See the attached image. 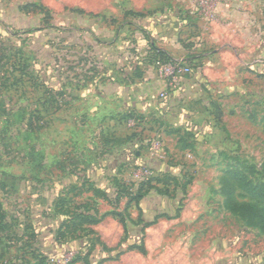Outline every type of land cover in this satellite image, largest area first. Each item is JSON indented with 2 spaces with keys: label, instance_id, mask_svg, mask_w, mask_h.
<instances>
[{
  "label": "rangeland",
  "instance_id": "1",
  "mask_svg": "<svg viewBox=\"0 0 264 264\" xmlns=\"http://www.w3.org/2000/svg\"><path fill=\"white\" fill-rule=\"evenodd\" d=\"M132 2L0 0V264H70L76 258L109 264L126 249L123 224L112 213L126 218L129 189L168 170L181 179L171 198L177 192L186 197L183 221L166 234L173 223L155 229L151 254H131L128 264H264V226L231 211L221 195L230 171L243 170L253 184H264V0H193L192 14L181 17L182 25L200 16L217 21L226 6L223 14L233 20L248 64L237 79L226 78L222 92L191 86V97L207 103L210 96V139L184 135L178 119H164L165 111L129 120L121 104L103 101L126 86L132 93L141 80L132 83L142 74L132 70L125 77L124 67L161 61L138 53L135 22L141 20L127 15ZM176 63L191 65L192 79L202 77V63ZM112 79L120 86L108 90ZM190 95H178L187 110L194 106ZM164 131L176 133L160 135ZM145 171L150 175L141 176ZM235 198L256 202L239 190ZM163 200V207L145 212L147 218L176 201ZM80 213L100 222L79 226Z\"/></svg>",
  "mask_w": 264,
  "mask_h": 264
},
{
  "label": "crops",
  "instance_id": "2",
  "mask_svg": "<svg viewBox=\"0 0 264 264\" xmlns=\"http://www.w3.org/2000/svg\"><path fill=\"white\" fill-rule=\"evenodd\" d=\"M148 3L152 4V9H150ZM191 5L193 6V0H133L129 11H127L129 13L127 15L141 20L136 19L135 22L137 28L136 35L138 37H136L134 43L139 51L138 53L151 55L154 58V56H157L161 52L173 62L181 63L192 59L195 62L202 63L200 71L203 69L204 75L201 72L202 77L195 75L193 79L191 78L192 74L165 79L160 75L157 65L128 66L122 69V73L126 74L125 77H128L129 75L127 74L131 73L132 70H136L142 74L138 78L137 76H133L132 83L139 78L141 80L135 82L136 87L132 86V93L131 88L126 86V91H124L125 89L118 91V94L112 92L109 93L108 98L105 99L104 96L102 98L108 104H113V102L121 104L122 108L125 109L123 113L128 115L141 114L144 117L150 115L158 118L165 111V114L163 113L164 119H178L180 122L176 127L182 128L183 134L187 131V133L195 134L198 138L204 136V139H210L215 135L214 128L211 127L214 118L211 100H209L210 96L205 93L209 102H202L199 100L200 98L191 97V90L200 87V91L209 89L213 92L211 89L213 87L221 89L222 92L227 87L226 78L233 76L234 79H237V73L242 72L244 66L248 64L242 59L243 51L237 42V38L240 35L233 24H231L233 20L231 18L227 19L223 14L222 10L226 6L222 5V9H219L220 15L219 11L217 12V21L213 20L214 17L200 16L198 19L195 18L196 23L193 20L189 21L187 19V21H183L185 25H182L181 17L186 14L188 16L192 14ZM225 19H227L226 22ZM188 31H190L189 34ZM184 35L186 36L185 41ZM113 82L114 80L112 79L110 84H108L110 85L108 86V90H110L109 87L115 89V86H120L119 82L112 84ZM180 92L190 95V97H187L188 99H193L188 102L194 105L191 107V110H187L188 105L186 100L183 107V102H180L181 99L178 96ZM156 93H159V95L156 96ZM200 105L206 106L201 108ZM221 108L224 111V107L221 106ZM172 114L174 116H170ZM182 121L186 122V124L181 125ZM204 126H206L205 129L202 128ZM172 134H175V132L164 131L160 135L173 137ZM178 147L176 142V148L181 151L180 147ZM164 173L176 175L170 170ZM167 198L171 202L176 201L172 202L170 208L164 212H160L161 209H159L158 214L155 213V217H146L145 212L148 213V210L153 207L155 209L163 207V199ZM185 198V196H180L178 192L177 198L172 199L167 196L163 197L157 194L156 191H151L139 202L132 203L127 210L129 215L126 214V227L122 225L123 234L125 233L122 244L126 245V249L117 254L113 260L109 261V264H128L127 258L131 254H137L140 257L149 256L151 254L148 245L150 234L155 229L162 228L168 222L173 224L171 227L167 225V229L163 233L166 234L170 230L171 232L175 231L178 223H181L179 221H183V199ZM149 200L154 201V204L148 208L147 202ZM128 203L129 200H127V205ZM133 210L137 211V218L132 215ZM110 221L114 222L112 219ZM117 227V225L114 226L115 229ZM104 244L109 247L106 243Z\"/></svg>",
  "mask_w": 264,
  "mask_h": 264
},
{
  "label": "trees",
  "instance_id": "3",
  "mask_svg": "<svg viewBox=\"0 0 264 264\" xmlns=\"http://www.w3.org/2000/svg\"><path fill=\"white\" fill-rule=\"evenodd\" d=\"M34 7V6H33ZM32 8V6H26L24 9L29 10ZM129 14V13H127ZM140 16V15H136ZM154 58H159L161 61H169L171 60L168 56H165L163 53H158L157 56ZM172 61V60H171ZM194 61V60H193ZM192 59L188 60V64L193 63ZM191 68V65H190ZM192 69V68H191ZM218 105V109H219ZM217 107V106H216ZM221 112H223L221 106H220ZM219 113V111H218ZM128 115V114H126ZM130 118H133L132 116H129ZM216 120L219 121V117H216ZM186 133L184 135L187 136H193L195 134L193 133ZM176 133V132H175ZM195 146V144H194ZM190 147V146H188ZM187 146L183 147V150L188 149ZM194 149V148H193ZM227 178L224 179L223 184H225L226 187V192H223L221 195L226 199L227 204L229 206V209L231 211H234L239 213L241 217H252V221H255V218H258L260 220V225L264 226V184L263 185H255L253 184L252 181L248 180V177L245 175V172L243 170H235V171H230L227 173ZM180 177L176 175H172L171 173H162L159 176H155L152 178H149L148 180L141 182L135 186L133 190L129 189V203L126 206V211L129 209V206L134 203V202H139L141 199H143L147 194H149L151 191H157L160 194L163 193V195H166L167 197H174L173 196V191L171 190V187L174 186V189L181 184ZM162 186V187H161ZM176 186V187H175ZM183 188V186H182ZM185 188V187H184ZM239 190L243 192L244 194L248 195L251 199H254L256 202L255 203H238L236 198H235V193L236 191ZM113 216L117 217L120 219L122 222L123 226L126 227V218L123 216V213H112ZM80 217L81 225H95L100 222L98 220V217L95 216L94 214H79L78 219ZM69 226L66 227V230H68ZM67 231H60V236L65 237ZM92 234H95L92 232ZM102 243H100L101 245ZM102 246H104L102 244ZM82 258H76L75 261H73L70 264H75L79 261H81ZM90 260H86L85 262L89 264ZM39 264H45V261H41Z\"/></svg>",
  "mask_w": 264,
  "mask_h": 264
},
{
  "label": "built area",
  "instance_id": "4",
  "mask_svg": "<svg viewBox=\"0 0 264 264\" xmlns=\"http://www.w3.org/2000/svg\"><path fill=\"white\" fill-rule=\"evenodd\" d=\"M201 7H205L204 3L201 2ZM157 67L160 75L165 79L176 78L181 76L190 75L192 73V69L189 66L183 64H177L176 62L172 63H162L161 61L157 62ZM141 176H149L150 172L145 171L140 174Z\"/></svg>",
  "mask_w": 264,
  "mask_h": 264
}]
</instances>
